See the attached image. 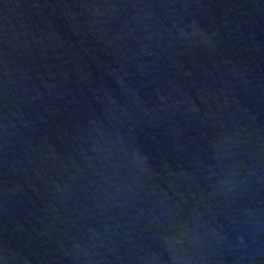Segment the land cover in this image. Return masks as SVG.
<instances>
[{
	"label": "water",
	"instance_id": "obj_1",
	"mask_svg": "<svg viewBox=\"0 0 264 264\" xmlns=\"http://www.w3.org/2000/svg\"><path fill=\"white\" fill-rule=\"evenodd\" d=\"M0 264H264V0H0Z\"/></svg>",
	"mask_w": 264,
	"mask_h": 264
}]
</instances>
